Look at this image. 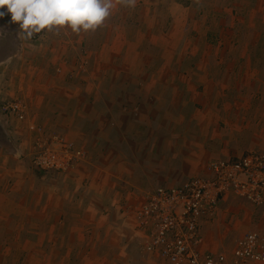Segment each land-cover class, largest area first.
<instances>
[{"label": "crops", "instance_id": "1", "mask_svg": "<svg viewBox=\"0 0 264 264\" xmlns=\"http://www.w3.org/2000/svg\"><path fill=\"white\" fill-rule=\"evenodd\" d=\"M174 1L176 5L171 7V10L169 9L167 13L160 10L164 3H166V6L169 5L165 0L163 2L161 0H143L145 4L142 2L139 6L136 3V10L140 9L142 13L145 12L146 16L148 13L151 14L149 16L151 18V27L153 25H161L162 28L157 32L156 36H153V29L149 30L151 27H148L149 29L146 33L136 32V26L131 22V19H134V15L128 13L130 17V19L128 18L130 20L129 23H131L127 24L129 32L133 30L138 35L137 37L131 35L126 37L117 35L115 37L112 34L113 44L116 45L114 54L111 52L113 48L108 46L109 49L106 45L109 41V36H106L107 34L105 35L106 37L103 36L105 33L97 35L95 38V32H82L78 41H75L77 38L75 33L71 37V46L74 43V45L77 44L76 47H83L86 50L85 57L88 59L89 67L86 74L82 76V79L87 82L85 87L83 89L80 86L76 88L71 85V87H75L72 88L82 93L78 103L92 111V114L87 115V118L82 122L87 121L88 124L97 125L95 130L91 126L86 130L83 127L81 129L79 127L77 130L74 127H65L66 136L68 138L72 136L77 138L81 134L78 130H82L88 134V145L93 143L89 139H94V144L97 147L100 143L105 145L106 151L104 153L99 154V151L97 152L98 158L100 159L101 157L100 161L102 162L99 163V166L100 164L101 166L98 170H101V167H107L106 169L114 168V165L119 162L124 167L122 173L118 175V181H120L121 185L129 184L133 186L132 183H135V188L141 192L142 190H152L167 185L180 186L193 177H198L204 172L207 173V168L211 161H234L243 156L244 153H237V148L236 150L234 148L228 149L230 143H232L230 142L231 139L235 138L237 132L234 131L235 133H233L225 130L224 134L225 123L224 128H221L220 124L223 121H219V117H225V111L227 112L228 110L222 97L224 96L225 79H227L233 69V64L229 63L232 55L230 56L225 51L226 47L224 46L226 44L227 47L230 46L235 42V38H237V42L246 40L244 43L247 42V46L244 47L242 44L239 46L242 48L241 51L231 52L234 55L235 53H241L242 58H251L252 61L250 64L245 62L236 71L248 74L254 72L264 74V61L260 60L264 59V47L257 51L252 49L257 47L255 42L263 41V37H253V33L249 29L245 31L247 25H264V14L261 13L264 10V0ZM207 4L211 11L210 20L207 21V18L199 15L200 8L197 10V17L187 19L188 14H192L198 7H201V10L206 9L208 7ZM117 9L118 7L115 6L113 9L114 13ZM113 10H111V13H113ZM174 10H178L179 16L178 21L175 22L171 17L172 13H177L173 12ZM245 10L248 12H245ZM181 12H183L182 15ZM258 17L262 18L263 21L260 23L255 22ZM250 19L254 21L250 23ZM236 21L239 22L236 23ZM180 26H183L182 31L184 32H186L188 27V32L192 30L200 35L199 41L189 42V44H194L192 46L195 48V51L190 53L193 61L190 60V57L186 59L187 54L185 52L181 53L179 50L178 43L181 46V39L187 36L185 33L180 34ZM235 27H238L241 33L234 36L228 29L232 30ZM228 32L230 36L226 37L225 34ZM140 40L145 41V43L159 40L162 42H179H177L178 48L176 51H167V48L163 51L164 53L168 52L167 56L162 52V55L159 56L161 58L158 59V55L155 53L152 58H142L143 61L138 64L134 60L143 57V55L147 56L149 53L147 51L148 48H144V51L141 52L137 51L138 48H132L134 43ZM109 42H112L111 39ZM118 43L119 45H117ZM62 50L65 49L58 50L56 57ZM170 52L172 53L171 56H169ZM51 56L48 58L52 64V62H55L53 59L56 57L52 54ZM128 58L133 59V61L130 60V64L127 62ZM156 59L159 61H156ZM185 59L186 61L189 60L187 61L190 63L189 66L185 65L186 63L184 64ZM223 59L227 61V64L223 62ZM116 62L117 65H114ZM153 62H159L158 64H161V66L158 68L160 69L155 70V66H152ZM108 63H110L109 66L106 65ZM128 67L129 69L126 70ZM148 67L153 70L149 71ZM181 68L184 69L185 73H181ZM109 71L113 72V79L102 88L100 86L101 83L98 81L90 84L93 76L98 80ZM64 74L57 81V83H62L57 85L53 82L49 86H63L68 76V73ZM198 76L201 79H198ZM220 83L221 87L218 86ZM227 88L228 86L225 90ZM263 104L264 101H261L258 107L260 105L263 106ZM57 107L53 102L51 112L55 113ZM262 110L261 114L258 113L257 115L259 117H253L250 120L259 122V120L263 119L264 111L262 112ZM160 116L170 117L175 121V125L168 123L166 126L153 129L152 125L155 119ZM105 131L109 135L107 138L103 137V133H106ZM252 132L254 131L249 132V134L246 133L245 137H250L251 139L261 137L259 132L257 134H252ZM91 133H94L95 137H92ZM238 134L242 136V130ZM253 141L249 144L244 142V147H241V149L247 152L254 148L256 141ZM262 145L260 144V146ZM27 149L28 147L26 148V153ZM202 155H207L211 159L205 162L202 159L204 158ZM27 159L26 162L18 163H13L14 161L3 162V165L6 166L4 171L7 174L0 173V233L7 234L12 231L10 228L11 221L17 220L21 224L24 219L33 217L31 212L36 215L38 210H43L44 213L41 212L44 214L43 219L46 221L54 219L53 225L56 226H51L52 230L49 231L52 243L43 246V241H38L39 237L33 236V248H30L29 251L34 250L31 257L34 262L38 260L41 262L44 259L43 256H40L42 253L40 251L53 249L49 259L54 264H108L106 255L101 253L98 246L91 239L89 240L86 237L81 243L78 244L76 242V238L84 232L85 226L81 224L82 222L80 223L74 219V215L76 216V211L74 210L81 211L85 206L88 211L78 213V218L93 219L96 210L90 211L89 206L96 207L97 205L99 218L102 217L103 220H106V212L112 204V198L108 199L107 197L112 193V190L105 182L107 179L113 181L114 173H110L108 177L104 178L97 174V177L90 179L94 170L93 164H91V168L88 167L87 169L84 180L76 178L77 180L72 186L70 183L65 185L67 186V193L70 188V193H66L67 197L65 199H62L61 196L53 195L48 201L46 199L43 200L42 191L37 187L38 180L41 179L39 177L41 173L35 172L36 170L33 169L35 167L32 166L28 157ZM30 165L33 168H30ZM83 165L86 166L85 164ZM83 165L76 167V169H79L76 171V176L82 173ZM8 173H13V176ZM87 174L88 177H86ZM61 176L55 177L57 182H54V185L58 184V181L63 182L65 180L66 176H63V179ZM133 177L135 178L132 179ZM3 186L5 188H2ZM3 192L9 193L2 195ZM151 192L148 191L146 193L149 194ZM11 196L14 200L11 199ZM69 199L72 200L70 201ZM142 200H140L139 205ZM244 205L247 206L246 208L250 207V210L253 209L246 203ZM61 209L65 212V217L61 215ZM254 211H256L255 208ZM62 219L69 222L68 228L57 227L61 224L60 221ZM102 219L98 220L99 225L104 223ZM212 224L214 225V223ZM210 226L206 225L205 229L210 228ZM250 226V221H245L244 229L248 230L251 228ZM19 233L21 236L32 238L26 228L24 230L19 229ZM58 233L61 235L58 236ZM133 233V239L136 238L137 243L135 240L132 242V237H130L127 257L132 255V252H135L134 256H138V259L147 260L146 257L141 256L138 252L139 235L135 229ZM60 240L61 242L64 241L65 244L59 243L58 241ZM1 243L0 264H8L10 261H8V256H4V254L7 251L10 252L11 248H8L5 244L1 245ZM205 248H207L206 245ZM78 249H80V252ZM92 249L94 250L92 251ZM37 250L39 251L38 254L35 253ZM26 251L27 249L24 247L23 253H20V259L26 258ZM61 252L62 255L58 256L57 254ZM58 257L61 258L60 262ZM62 258L65 259L62 261Z\"/></svg>", "mask_w": 264, "mask_h": 264}, {"label": "rangeland", "instance_id": "2", "mask_svg": "<svg viewBox=\"0 0 264 264\" xmlns=\"http://www.w3.org/2000/svg\"><path fill=\"white\" fill-rule=\"evenodd\" d=\"M163 1L164 0H161V2ZM165 1L169 5L166 6V3H164V6H161L160 10L164 13H167L168 10H171V7H174V5L176 4L174 3V0ZM142 2L143 0H137L136 3L139 6V4ZM115 6L118 7L117 11L114 13L113 8V13L110 14L104 24L101 27L97 28L94 33L95 38L97 37V35H102L103 33H105L103 36H105L106 34V36H109V41L111 39L112 42L108 41L106 45L107 47L111 46L113 48V50L111 51L112 54L115 53L114 51L116 49V45L113 44V35L115 37H117V35L123 37L131 35L133 37H137L138 35V33H135V31L133 30L129 32V28L127 27V24H131L129 23V14L134 15V19H131V22L136 26V32L146 33V31L151 27V18L149 17L151 16V14L148 13L146 16L145 12L142 13L140 9L136 10L135 7L131 9L119 4H115ZM207 6L208 7L203 10H201V7L196 8V11H193L192 14L187 15V19H194L195 17H197V10L200 8L199 15L203 18H207V21L210 20L211 11L208 4ZM0 11L2 10L0 9ZM158 12L160 13V11ZM173 12H177L175 14L172 13L171 17L173 18V21H178V10H174ZM245 12L248 11L245 10ZM182 13L183 12H181V15ZM261 13L264 14V10H262ZM256 19L257 20L255 22L257 23L263 21V19L259 17ZM239 21H236V23H238ZM253 21V19L249 20L250 23H252ZM161 28V25H153L149 30L153 29V36H156L157 32ZM179 28L181 30L179 31L180 34L185 33V35L188 36H184L183 39H181V46H179L178 43V47H180L179 50L181 53L185 52L187 54L186 59L190 57V60L193 61V57L191 56L192 54L190 53L195 51V48L194 46H192L194 44H189V42H193L194 40L199 41L200 35L196 31L190 30V32H188V27L186 29V32L182 31L183 26H180ZM248 29L251 33H253V37H263V41L255 42L257 47L252 49H255V51H257L263 48L264 25H247V27H245V31H248ZM228 30L234 36L241 33V30L238 27H235L232 30ZM18 31L19 26L12 23L10 17L6 15L0 17V109L2 104L6 102L16 101L22 105L23 111L25 112L23 121H18L17 119H15L16 117H14V115L3 116L0 111V173L2 172L4 174H7V172L4 171L6 169V166L3 165V162H26V160H28L27 157L30 160V153H28V149H30V146L32 145L31 143L33 142L35 137L38 136H33L32 133L29 132V126L35 125L37 127H40L42 130V138L46 139L47 143L51 142L53 137H62L68 144L72 146V149L80 153V156L78 160L65 172L50 174L39 171L41 172L39 176L41 179L38 180L39 183L37 184V187L40 189V191H42L41 195L43 200L46 199L49 201V198L51 199L53 195L61 196L62 199H65L67 197V194L70 193V188L67 193V186L65 185L70 183V185L72 186V184L75 183V180H84L87 169L91 164H93L94 170L91 174L90 179H92L93 177H97V174H100V176L104 178L108 177L110 173H114L112 178L113 181H109L107 179L105 182V184H107L112 190V193L110 195L108 194L109 196L107 197L108 199L112 198V204L110 206V209L106 212V220H103L102 217L99 218L100 215L98 214L99 211H97L99 210L97 205L96 207L89 206L90 211L96 210L93 215V219L84 217H82L81 219L78 218V213H81V211H88L86 210L87 208L85 206L81 211L76 209L74 210L76 211V216L74 215V219L76 221H79L80 223L82 222L81 224L85 226L83 230L84 232H82L81 235L76 238V242H78L79 244L86 237L89 240L91 239V241L98 246L101 253L106 255L108 264H158L157 262L152 260L138 259V256H134L135 252H132V255L127 257V254H129L128 248L130 245V237H132V242H134L133 240H135L137 243V239H133V232L135 229V209L139 207L144 201L143 197L146 196V192H151L155 188L152 190H142L141 192L135 188V183H132L133 186L129 184L121 185L120 181H118V175L122 173L124 166H121L119 162L114 165V168L111 167L109 169H106L107 167H101V170H98L101 166V164L99 166V163L102 162L100 161L101 157L100 159L98 158L97 152L99 151V154L104 153L106 151L105 145L100 143V145L97 147L94 144V139H89L93 143L88 145V134L87 132H84L82 130H78L81 134H79L77 138H75L74 136L68 138L64 131L65 127H74L75 130H77L79 127L80 129L81 127H83L86 130L89 126H91L95 130L97 125L88 124L87 121L84 123L82 122L87 118V115L92 114V111H90L89 108L82 107V105L78 103L80 102L79 97L82 95V93L79 90L73 89L75 87L79 88V86L83 89L87 83L84 81V79H82V76L86 74V71H88L89 69L87 61L88 59L85 57L86 50H84L83 47H76L77 44L74 45V43L71 46V37L73 35V32H71L69 29H63L58 33H42L39 38L32 40L21 39L18 35ZM229 32L225 34L226 37L230 36ZM81 34L82 32L80 34L75 33L77 37L75 41H78L80 39ZM142 40L135 42L132 48H138L137 51L140 52L144 51V48H148L147 51H149V53L147 54V56L143 55V57L135 59L134 61H137L138 64L143 61L142 58H152L155 53H157L158 55L157 58L160 59L161 57L159 56L162 55V52L166 48L167 51H176V49L178 48L177 42H179H162L159 40L157 42L154 41L152 43H145V41ZM245 41L246 40H241L237 42V38H235V42H233L230 46L227 47V44L224 46L226 47L225 51L230 56L232 55L229 63L231 65L233 64L232 68L234 70H231V73H229L224 83L225 89L227 86L228 88L227 90H223L224 96L222 98L223 102L226 103L228 110L227 112L225 111V117H219V121H223L221 122L220 127L224 128L225 123L226 127L224 128V130L222 129L224 131V134L225 130L233 133H235L234 131L237 132L235 138H233V140L231 139L230 142L232 143H230L228 149L234 148L236 150L237 148V153L241 152L244 154L248 153L249 151L264 153V118L259 120V122L250 120L253 119V117H259L257 116L258 113L261 114V110L264 109V104L263 106L260 105L258 107V104L261 101H264V74H260L257 72L251 74L237 72L236 70L240 66H242V64H244L245 62L247 64H250L252 59H244L241 57V53H235L234 55L231 52L241 51L242 48L239 46H241L242 44V46L245 47L248 44L247 42L244 43ZM117 45H119V43ZM61 49L65 50L59 52L58 56L56 57L57 51H61ZM51 54L56 57L53 59L55 60V62H52V64L50 63V60L48 58L51 56ZM164 54L165 56H167L168 52H165ZM171 55L172 53L170 52L169 56ZM108 56L110 55L108 54ZM116 57L118 58V56ZM158 59H156V61H159ZM186 59L184 61V64L186 63L185 65L189 66L190 63L187 62L189 60L186 61ZM130 60L133 61V59L128 58L127 62L129 63ZM260 60L264 61V59ZM170 62H172V60H170ZM223 62L227 64V61H225V59H223ZM158 63L159 62L152 63V66H155V70L160 69L158 67H160L161 64L159 65ZM106 65L109 66L110 63ZM114 65H117V62ZM128 69L129 67L126 70ZM148 69L149 71L153 70L151 67H148ZM181 71V73H185L183 68H181ZM64 73H68V76L63 86H49L50 84L52 85L53 82L57 85L62 83H57V81H59V77L65 75ZM113 76V72L110 71L102 75V77L98 80L93 76L92 82L90 84L98 81L99 83H101L100 86L102 88L107 82L113 79ZM198 77V79H201L200 76ZM71 85H74L75 87L72 86V88ZM218 86L221 87V83L218 84ZM53 102L58 106L55 113L51 112ZM263 111L264 110H262V112ZM174 122L175 121L170 117L160 116L155 119L152 126L153 129H158L161 126H166L168 123L175 125ZM216 125L218 126V124ZM119 127L117 128L120 130ZM240 130H242V136H239L238 134ZM251 131H254L252 132V134H257V132H259V134H261V137L254 139L245 137ZM91 136L95 137L94 133H91ZM108 136L109 135L107 134V132L103 133L104 138H107ZM253 140L256 141L254 148H251L247 152L246 150L241 149V147H244V142L249 144L250 142H254ZM188 143H190V141H188ZM260 144L263 145L260 146ZM55 145L56 144L54 143V146ZM27 147L28 149L26 153ZM202 157H204L202 159L205 162H208L211 159L207 155H202ZM83 164H85L86 166H84ZM78 165H83L84 167L82 168V173L76 176V171L79 170L76 169ZM30 168L33 167L30 165ZM33 169L35 170V168ZM8 174L13 176V173ZM57 176H61V178L63 176L66 177L64 178L65 180H63V182L58 181V184H56V186L54 185V182H57L55 178ZM204 176H207V173L204 172L199 177ZM86 177H88V174ZM134 178L135 177H133L132 179ZM164 187L172 186L167 185ZM2 188L5 187L3 186ZM5 193L7 194L9 192H3L2 195H6ZM13 197L11 196V199ZM69 200L71 201L72 199ZM140 200H142V202L139 205ZM246 207L247 206H245L244 202L240 199L232 198L228 199L227 201L221 202V204L219 205L217 218L212 222L214 223V225L212 223H209L208 225L211 226L210 228L206 229L204 233L205 243L206 241H208L206 243L207 249L209 248L210 250H219L227 248L236 237L246 231L243 227L245 221H250V227H252L254 223L257 222L259 218L258 213L254 211V209L250 210V207ZM41 212H43V210H38L36 215H34L35 213L31 212V214H33V217L31 216L27 219H24L22 221L23 224H20V221L17 220L11 221L10 228L12 231L7 234L3 232L0 233V242H2L1 245L5 244L8 248H11L10 252L7 251L6 254H4V256H8V261H10L8 264H54L51 262L52 260L49 259L51 252H53V249H46L45 251L41 249L42 251H40V253H42L40 254V256L44 257L41 262H39V260L37 262H34V259L31 258L34 250L32 249L31 251H29L30 248H33L32 242L35 236L39 237L38 241H43V246L53 242L49 231L52 230L51 226H56L53 225V222L55 220L51 219L49 221H46L45 219H43L44 212ZM64 214L65 212L61 209V215L64 216ZM100 219H102L104 223L99 225L98 220ZM60 223L61 224L57 227L68 228V221L62 219ZM25 228L30 232V237L32 238L20 235L19 229L24 230ZM95 229L97 230L95 231ZM60 235L61 234L58 233V236ZM58 242L65 244V242H61V240ZM24 247H26L27 249V255L25 256L27 259L23 258L22 260L20 259V253H23ZM93 250L94 249H92V251ZM78 251L80 252V249H78ZM35 253L38 254L39 251L37 250ZM57 255L61 256L62 252ZM64 259L65 258H62V261ZM58 261L60 262L61 258L58 257Z\"/></svg>", "mask_w": 264, "mask_h": 264}, {"label": "built area", "instance_id": "3", "mask_svg": "<svg viewBox=\"0 0 264 264\" xmlns=\"http://www.w3.org/2000/svg\"><path fill=\"white\" fill-rule=\"evenodd\" d=\"M1 10L11 18L6 9ZM0 111L18 121L25 116L16 101L2 104ZM28 130L38 136L28 149L37 170L65 172L78 160L80 153L62 137L47 143L40 127L31 125ZM232 197L255 208L257 222L227 248H205L206 225L217 218L221 202ZM135 230L139 254L158 264H264V153L249 151L234 161H211L207 176L193 177L180 186L156 188L135 209Z\"/></svg>", "mask_w": 264, "mask_h": 264}, {"label": "clouds", "instance_id": "4", "mask_svg": "<svg viewBox=\"0 0 264 264\" xmlns=\"http://www.w3.org/2000/svg\"><path fill=\"white\" fill-rule=\"evenodd\" d=\"M115 4L134 8L136 0H0V9H6L11 22L19 26L20 38L28 40L63 29L76 34L95 32ZM5 14L0 11V17Z\"/></svg>", "mask_w": 264, "mask_h": 264}, {"label": "trees", "instance_id": "5", "mask_svg": "<svg viewBox=\"0 0 264 264\" xmlns=\"http://www.w3.org/2000/svg\"><path fill=\"white\" fill-rule=\"evenodd\" d=\"M35 170H36V172H38V173H39V171H40V170H37V169H35ZM40 173H41V172H40Z\"/></svg>", "mask_w": 264, "mask_h": 264}]
</instances>
